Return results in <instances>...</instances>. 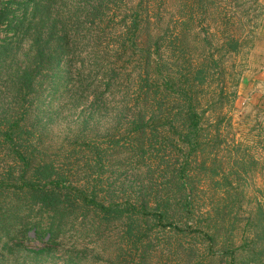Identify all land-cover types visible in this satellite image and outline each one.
Returning <instances> with one entry per match:
<instances>
[{"label": "trees", "instance_id": "16d2710c", "mask_svg": "<svg viewBox=\"0 0 264 264\" xmlns=\"http://www.w3.org/2000/svg\"><path fill=\"white\" fill-rule=\"evenodd\" d=\"M119 10L125 12L121 19ZM105 14L112 16L105 22L103 35L92 39V62L82 47L85 37L81 33L87 26H100L102 20L97 18ZM156 16L160 17L154 14L151 0H0V146L7 160L0 174L3 263L43 264L68 244V263L75 259L89 263L91 258L99 257L97 254H104L108 246L107 264L124 260L126 264H148L145 240L153 229L149 221L182 231L173 223L172 215L178 211L188 219L194 217L198 198L187 188L188 161L170 171V153L168 162L162 160L166 166L162 176L147 167L157 180L146 183L137 178L151 149L156 151L153 144L158 142L148 137L149 131L166 125L174 130L179 122L182 141L192 151L200 147L203 131V117L197 113L186 87L187 76L184 74L186 81L176 82L158 57L161 45ZM26 44L29 47L25 52ZM131 59L134 64H130ZM128 64L131 73L127 72ZM53 81L56 84L52 90L44 88ZM61 86L64 95L60 98L68 96L74 101L70 111L92 100L86 108L91 111L89 116L79 120L76 135L80 139L93 117L98 121L100 116L113 112L108 133L125 125L135 135L130 153L135 164L129 171L136 182L126 185L132 179L126 177L121 182L120 196H104L97 185L88 188L89 183L78 186L66 177H54L53 165L46 160L45 142L53 133L58 113L45 105L53 107ZM135 87L137 98L132 99L129 92ZM47 90L49 97L44 100ZM173 181L185 189V197L178 202L167 188ZM121 221L123 231L113 251V237L108 232L110 226ZM201 233L214 241L209 233ZM80 239L94 240L99 246L91 250L87 245L78 251L75 242ZM235 254L231 250L229 264H235Z\"/></svg>", "mask_w": 264, "mask_h": 264}, {"label": "rangeland", "instance_id": "374dc122", "mask_svg": "<svg viewBox=\"0 0 264 264\" xmlns=\"http://www.w3.org/2000/svg\"><path fill=\"white\" fill-rule=\"evenodd\" d=\"M151 2L154 14L160 15L156 16L155 26L160 30L158 57L167 64L176 82L186 81L184 74L187 76L186 87L194 98L197 113L203 117V131L200 147L195 151L182 141L179 122L174 130L166 125L148 132V137H155L158 143L153 144L156 151L151 149L137 178L153 183L158 178L148 173L147 167L162 176L166 168L162 160L168 162L173 154L170 171L174 166L182 168L188 161L187 188L198 198L192 219L178 211L172 215L173 223L182 231L165 229L149 221L153 229L145 240L148 264H229L231 250L236 251L235 264H264V0ZM117 15L121 19L125 12L119 10ZM111 16L97 18L102 20L100 26L98 23L87 26L81 33L85 37L82 47L92 62V39L103 35L105 22ZM28 47L26 44L25 52ZM99 56L102 60L100 53ZM130 64H134L132 59ZM103 69L102 66L100 75ZM131 70L128 64L127 72ZM55 84V81L46 83L44 88L52 90ZM62 89L61 86L54 97L53 107L45 105L58 113L51 128L53 133L45 142L46 160L53 165L54 177H66L78 186L89 183L88 188L97 185L99 191L104 190V196H120L121 182L126 177H132L126 185L136 182L134 173L129 171L135 164L130 154L135 135L125 125L108 133L113 112L100 116L98 121L93 117L80 139L76 135L79 123L89 116L91 111L86 108L92 100L79 110L70 111L74 101L70 97L68 100V96L61 99ZM137 89L130 90L132 99L137 98ZM48 90L44 100L49 97ZM175 107L179 110L178 104ZM6 161L0 146V174L6 169ZM180 185L173 181L167 187L176 202L185 197V189ZM123 224L121 221L110 226L108 233L113 237L110 250L119 246L116 238L121 236ZM201 232L212 235L214 241ZM75 244L78 251L87 245L91 250L99 246L89 239L76 240ZM69 246L65 245L43 264H107L109 259L106 246L104 254L97 252L99 257L91 258L89 263L79 259L68 263L65 259ZM0 264L14 263L0 260Z\"/></svg>", "mask_w": 264, "mask_h": 264}]
</instances>
